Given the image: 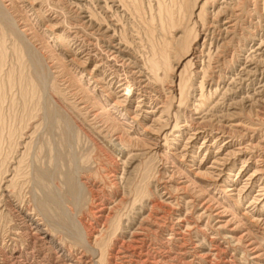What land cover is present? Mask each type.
<instances>
[{"label": "rangeland", "instance_id": "rangeland-1", "mask_svg": "<svg viewBox=\"0 0 264 264\" xmlns=\"http://www.w3.org/2000/svg\"><path fill=\"white\" fill-rule=\"evenodd\" d=\"M105 1L0 0V264H253L252 248L264 264V0L240 16L208 69L205 92L218 90L201 114L200 73L180 104L172 73L151 79L146 98L129 65L119 74L132 88L95 67L113 69V26L136 71L162 35L158 0H124L118 11ZM181 18L177 37L196 20ZM200 116L206 128L244 127L216 138L185 126ZM231 230L240 245L224 238Z\"/></svg>", "mask_w": 264, "mask_h": 264}, {"label": "bare ground", "instance_id": "bare-ground-1", "mask_svg": "<svg viewBox=\"0 0 264 264\" xmlns=\"http://www.w3.org/2000/svg\"><path fill=\"white\" fill-rule=\"evenodd\" d=\"M217 1L218 0H180V1L179 0H170V1L166 2V0H158L157 1L158 6H157L156 15L159 17V20H160V30L159 31H161L162 35L160 38V44L158 46H156V44L154 43L152 46L153 47V49H152L153 54L151 56L152 58L150 57L151 60L149 59L150 60L149 62H151V64L148 65L147 62H145V63L143 62L142 66H139V65L136 66V68L139 69L136 71L135 67L133 66V65L137 64V63L133 62V56L134 55H132V54L130 55L129 53H126V50L122 49L121 43H124L123 38L117 37L118 40H116V38H114V36H116L117 30H116L115 26H113L112 31L114 33L109 36V39H110L109 42L115 50V51H112V53H111L112 54L111 57L113 58V61H114L113 62L114 63L113 69H111L112 67L108 69L109 66L106 67L107 66L106 64H105L106 66H103L102 64H99V65L96 64L95 67H98L99 70H101L104 73L109 72L110 75L115 76V78H117L121 84L127 85L128 88H132V87H135L134 83L130 82V80L128 78L123 77V76H121V74H119V72L122 71V69L124 67H127L129 65L130 68L131 67L133 68V69L132 68L129 69L130 73H132L131 71H133V73H135V74L136 73L140 74V76H139L140 80H139V85H138L139 88L137 90H139V92L143 96H146L144 94L153 96L152 92L147 90V88H149V84H150L151 79H153L155 81L165 82L169 78L170 73H172L171 75H173V77L170 76V78H171L170 82H171V84H173V85L175 84V86H176V82L178 81V85H177L178 92H177V94L179 93L180 98H179V100L178 99L177 100H178V102H180V104L184 103V98L187 97V91L186 90H187V88L190 87L189 85L191 84L192 79L194 78V74L200 73V74H202V79L199 82L198 88H196V89H198L197 91H199L198 92L199 94L197 93L198 95H197L195 101L193 102L194 103L193 105L195 107L193 111L195 114H201L203 112V110H207V108L209 107L210 102H211L209 100L211 99V97L214 94L217 93V90H218V88H217L218 86H216L215 90H213V92H212V87H211V89L207 90L208 92H205L206 86H209L211 84V78L209 79L210 82H209V80H207V77H208L207 73L209 71L208 69L211 68V64H213L214 60H215L214 61L215 63H218L220 61V57L222 56L221 52L223 53V49L227 46L226 44H228L230 42V40L231 41L233 40L232 39L233 37L231 35L232 34L235 35V32L238 28V19L240 18V16H243L245 13H249L250 5L257 6V2L259 0H226V1L224 0L225 1L224 5H222V6L218 5V9L215 10V12L212 14V16L210 18V21L207 22V18L210 17L209 16L210 12L208 11V8L215 7ZM250 2L251 3L253 2L254 4H251ZM131 3H133V2H131ZM105 6L107 9L117 7V11H118L119 8H122L124 6V0H106ZM153 11H154V9H153ZM90 12H92V11L90 10ZM184 12H188V13L190 12L191 15H194V18L196 20H194L192 27L187 26L183 29L184 31L182 32L181 37H177V35H175L174 32L179 33V31H181L180 28H181V26H182L181 24L183 22L182 21L183 18H181V15H183ZM92 14L95 16L94 13H92ZM115 14L117 15L118 13L115 12ZM116 15H113V16H116ZM155 17L152 15L151 20L148 23L149 27L151 26L152 27L151 29H153V30H155L154 24H153V22L156 20ZM224 18H225V20L223 21ZM48 22L52 25L58 24V21L53 20L50 17L48 19ZM102 22L106 23L107 18L106 17L104 18L102 16ZM198 23H199V25H201V29H199V31L196 30V27H198L197 26ZM106 27L108 28L110 26L107 25ZM248 30H250V29H248ZM198 33H204V35H205L203 43L201 45V48L196 47L197 46L196 42L198 40ZM63 38H66L67 43H70V37L64 36ZM154 38H155V36H154ZM176 40L181 41L177 44L178 49H177L176 53L178 54V60H179L177 62V67H175V65H173V63L171 62V51H172V49H175L174 45H175V43H177ZM223 40L224 41L227 40V41L225 43H223V42L221 43L220 41H223ZM87 56L92 57L91 50H88ZM5 57H6L5 48L3 47V43H1L0 44V92H2L3 88L6 85V83L1 81V72H2L3 63L5 61ZM206 58L208 59L207 61L205 60ZM199 65H201V69L196 72L195 67L198 68ZM161 68H164V70H165V73L163 76H161L159 73ZM147 70L149 71V73L147 72ZM189 70H191L190 75H189ZM9 83H11V82L9 81ZM165 84H167V83H165ZM168 86H170V85H168ZM191 86H193V85H191ZM164 87H165V85H164ZM173 90H174V88H171L170 92L173 93L172 101H175L176 97H175L174 93L176 92V89H175V92ZM154 96H156V95H154ZM162 96H163V94H162ZM147 97L148 96H146V98ZM153 98H154V100H156L160 97H152V99ZM150 101H151V99H150ZM208 101H209V103H208ZM221 106H222L221 102L217 101L212 106V112L215 110L217 112L221 111V109H220ZM161 110H162L161 112H163L165 110V108H163V106H161ZM208 110L211 111L210 109H208ZM211 115L214 116L215 114L212 113ZM222 117H224V115H222ZM204 120H206V116H200V117H197L194 119L185 120V126L190 127L191 130H195L197 132L200 131V129H204V133H206L208 136H213L216 138L219 136V133H223V134L227 133L226 129H228V128H233V127L242 128V127H244L243 126L244 124L242 122H235V123H231V124H227V123L222 124L221 123V125L223 126V127L221 126L222 128H216V129L214 128L213 129V127L208 128L209 127L208 126L207 127L208 129H207L206 125H204L205 127L203 126V124L205 122ZM261 121L264 123V118L261 119ZM226 122H228V121H226ZM175 125L177 126V123L174 124V126ZM165 136H166V138H168L167 134H165ZM123 138L121 136L116 137V140L118 141L117 144L122 149H124V148L126 149V145L123 141ZM79 224L81 225V227H82L81 229L84 232V234H87V232H86L87 230L80 223V221H79ZM224 228H226V227H224ZM224 238H227L229 240V242H231V243L236 242L235 245H240L238 243L241 240L243 241L244 237L243 238H242V236L237 237L235 235V233L233 232V230H231L230 235H226V236H224ZM254 250L255 249H253V248L249 249L248 251H250V253H248V254L252 255L253 264H261L262 263L261 254L254 252Z\"/></svg>", "mask_w": 264, "mask_h": 264}]
</instances>
